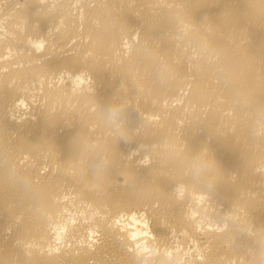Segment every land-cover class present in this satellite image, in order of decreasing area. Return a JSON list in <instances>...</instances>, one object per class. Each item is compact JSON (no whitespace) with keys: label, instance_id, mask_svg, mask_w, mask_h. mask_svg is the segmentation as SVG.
Wrapping results in <instances>:
<instances>
[{"label":"bare ground","instance_id":"6f19581e","mask_svg":"<svg viewBox=\"0 0 264 264\" xmlns=\"http://www.w3.org/2000/svg\"><path fill=\"white\" fill-rule=\"evenodd\" d=\"M0 264H264V0H0Z\"/></svg>","mask_w":264,"mask_h":264}]
</instances>
